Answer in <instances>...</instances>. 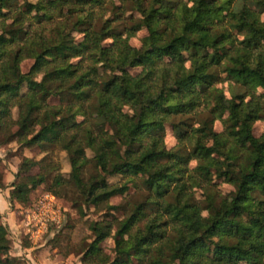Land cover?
<instances>
[{
  "label": "trees",
  "instance_id": "16d2710c",
  "mask_svg": "<svg viewBox=\"0 0 264 264\" xmlns=\"http://www.w3.org/2000/svg\"><path fill=\"white\" fill-rule=\"evenodd\" d=\"M262 11L264 0H0L2 141L46 153L20 159L9 202L26 203L46 181L57 148L69 173L54 174L47 192L92 206L124 197L106 205L123 214L113 258L87 259L112 227L94 221L83 263L264 264V96L253 94L264 88ZM142 28L140 46L129 45ZM221 74L243 92L226 98L214 86ZM34 166L45 172L29 174ZM8 242L0 222V264H21Z\"/></svg>",
  "mask_w": 264,
  "mask_h": 264
},
{
  "label": "rangeland",
  "instance_id": "374dc122",
  "mask_svg": "<svg viewBox=\"0 0 264 264\" xmlns=\"http://www.w3.org/2000/svg\"><path fill=\"white\" fill-rule=\"evenodd\" d=\"M34 1V0H29ZM259 20L264 22V11L259 13ZM146 35L145 29H140L133 36L128 38V44L133 47H139L142 38ZM239 38V36H237ZM108 42V41H107ZM261 52H264V45L261 48ZM31 64L30 59L23 60L19 67L21 72H26ZM132 74L139 71V68H133L129 70ZM222 79L214 84V86L220 89L226 98H229L233 93L243 92V88L233 82L223 78V74L220 75ZM38 78V77H37ZM254 95L261 94L264 96V88L257 87L253 90ZM249 98L248 94L244 96V100ZM50 105L58 103L57 97H51L47 100ZM11 115L15 116V108L11 109ZM79 119V118H78ZM170 121L165 122L163 130V142L166 148H172L176 145V139L173 136ZM263 127L262 120H256L252 124V134L258 136ZM222 128L221 123L218 120L213 122V130L219 132ZM15 127L10 129L13 132ZM0 131V142L3 140V135ZM49 153L46 155L47 159L51 161L53 165H56L55 170H51L47 175V179L44 183L33 189L28 201L24 204L16 202H9L3 200V196L0 195L3 208L11 211L10 225L6 221L0 218V222L5 225L8 233V255L16 257L20 260L21 264H86L81 260L84 259L85 251L88 248L89 243L93 239V232L90 225L92 222L97 221H109L112 222L110 235L99 243L100 253L99 256L87 257V259H93L94 262L109 261L113 258V236L114 229L113 218L120 219L123 217L121 211L111 210L106 205H119L124 201V197L111 196L106 203H99L96 206L83 204L82 201L77 200L71 202L63 197L54 196L58 205V222L49 224L46 231L43 234H39L37 238L31 239L26 234L25 227L23 225V215L25 209L30 207L42 193L47 192L46 187L50 183L51 177L59 173L63 178L68 177L69 163L67 155L64 151L57 148L49 149ZM42 151L35 146H25L15 138L3 143H0V194L2 192H9L10 184L15 181L14 174L22 157L31 158L33 160H39L44 156ZM87 155H90L89 151H86ZM195 165V161L188 162L187 168L191 169ZM45 172L39 166L32 167L28 173L35 174ZM119 176H112L108 178L110 183L120 182ZM217 184V188L222 193H227L232 190V187L220 180H214ZM70 188L67 189L68 196L71 195ZM134 192V187L130 186L128 194ZM199 189H195V195H199ZM130 196V195H127ZM131 197H134L133 195ZM76 203V204H75ZM79 207V208H78ZM13 224L15 228L10 230L9 226ZM12 225V226H13ZM32 247L28 252L31 256L26 257L22 252V247ZM85 257V258H86ZM32 258V259H31ZM90 264V263H89Z\"/></svg>",
  "mask_w": 264,
  "mask_h": 264
},
{
  "label": "built area",
  "instance_id": "2783aa9c",
  "mask_svg": "<svg viewBox=\"0 0 264 264\" xmlns=\"http://www.w3.org/2000/svg\"><path fill=\"white\" fill-rule=\"evenodd\" d=\"M56 198L49 192L42 193L23 215V225L29 238L35 239L43 234L49 224L58 222Z\"/></svg>",
  "mask_w": 264,
  "mask_h": 264
},
{
  "label": "crops",
  "instance_id": "0c3cea01",
  "mask_svg": "<svg viewBox=\"0 0 264 264\" xmlns=\"http://www.w3.org/2000/svg\"><path fill=\"white\" fill-rule=\"evenodd\" d=\"M0 195H2L3 196V200H5V201H7V198H8V193L7 192H2V194H0ZM4 206H3V203L1 202V199H0V216H1V218H2V220H4V221H6L7 223H9L10 222V218H11V211H7V210H5L4 208H3ZM9 225H10V223H9ZM13 224H11V226H9V228H10V230H12L13 228H15V226L13 225ZM32 247H22V252L24 253V255L26 256V257H28L29 258V256H31L30 254H29V250L31 249ZM32 259V258H31Z\"/></svg>",
  "mask_w": 264,
  "mask_h": 264
}]
</instances>
